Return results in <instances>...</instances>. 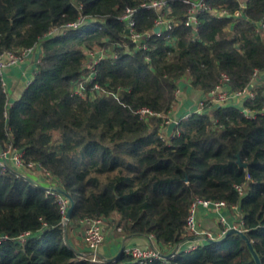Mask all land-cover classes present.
<instances>
[{"label": "trees", "instance_id": "1", "mask_svg": "<svg viewBox=\"0 0 264 264\" xmlns=\"http://www.w3.org/2000/svg\"><path fill=\"white\" fill-rule=\"evenodd\" d=\"M144 1L0 0V53L40 50L12 104L0 75V146L21 149L24 163L75 202L64 224L46 186L12 166L0 171V264H141L124 252L98 262L78 257L69 230L96 217L124 237L160 243L164 257L147 264H256L237 233L165 257L185 240L195 198L236 205L264 264V79L251 86L254 72H264V0H207L196 31L183 0H169L171 27L159 33L156 12L139 9L136 28L151 35L137 49L119 17ZM93 53L103 55L94 70ZM183 77L202 92L226 84L253 95L240 105L208 97L167 137ZM141 107L153 114L140 117Z\"/></svg>", "mask_w": 264, "mask_h": 264}, {"label": "built area", "instance_id": "2", "mask_svg": "<svg viewBox=\"0 0 264 264\" xmlns=\"http://www.w3.org/2000/svg\"><path fill=\"white\" fill-rule=\"evenodd\" d=\"M207 0H183V2L188 6L187 8V18H186V25L191 26L193 30H197L198 28V14L205 9H208L209 6L207 5ZM169 0H146L143 3H141L140 7L135 9L131 7H126L123 11V13L120 15L119 20L123 23L124 29L127 30L128 37L136 44V48H146L145 39L149 38L151 35V31L146 32H140L137 30V11L139 9H152L156 12V17L154 19V26H153V32L154 27L157 25H160L161 29H167L171 27V22L168 20L166 13L169 12ZM238 13H235L237 15ZM75 26L76 24H72ZM155 32V33H159ZM39 45H35L33 47H29L26 49H23L20 51V53H14L12 51H3L0 53V75L2 76V83L5 84L3 79V70L6 67L12 66L17 64L18 62L22 61L27 55L31 53L38 52ZM92 58L90 60V67L92 70H94L99 58H102V54H99L98 56H95V54H91ZM258 72H254L253 74V81L257 84ZM90 78V77H89ZM88 78V79H89ZM90 80V79H89ZM223 82L227 81V77L223 75ZM256 82V83H255ZM222 85V84H221ZM220 85V86H221ZM95 88H98V85H94ZM218 86L217 88H219ZM74 92L77 94L82 95V86L80 84L74 85ZM253 95L250 87L242 90V91H228V92H222V91H211L209 98L213 99L215 102L224 103L230 98H239L243 99L245 97H251ZM204 108V99L199 101L198 106L193 111H198ZM137 113L140 115V117H146L148 115L153 114L152 111L147 107H141L137 110ZM244 113L247 114V111L244 110ZM190 115V112L185 114L183 118H186ZM168 120V122H170ZM13 167L14 169H17L21 175H24L28 177L23 169L26 168H33L36 167V165L32 162L24 163L23 159V151L21 149H16L11 144H8L4 147H1L0 150V171L3 172L9 167ZM45 177L48 176V173L44 171ZM55 187L53 185L46 186V193L52 194L58 204H59V211L62 215L63 223L66 222V212L69 206V202L67 198H65L61 193L53 190L52 188ZM238 190H241V186H236ZM199 206H204L207 208H214V209H221L226 207V203L224 201H213L209 199H202V198H195L188 209V214L186 218V223L184 226V230L182 233V236L185 238L184 241L188 240L189 238L191 242L188 243L186 250H191L196 248L199 244L206 242L207 239H220L223 237V235L226 233V231L229 228H237L241 231H243L242 227V214L239 211L238 207L236 205H233L231 207L232 210L236 211L237 219L233 225L228 224L227 220L224 216H221L219 218V222L221 224V229L218 232V234H214L208 230H202L199 229L197 219H196V212ZM80 223L83 224V242L85 244L86 250L78 254V257L80 259H89L94 262L100 261L102 258L98 256L97 250L99 246L104 242L105 240V221L101 217L96 218H84L80 220ZM21 241L25 240V235H22L19 237ZM153 238V237H152ZM199 240H202L201 242ZM182 241V242H184ZM181 242V243H182ZM180 244V243H179ZM178 249V248H177ZM177 249L170 251V256H174L175 253H177ZM123 252L126 255H129L134 260L138 261L141 264H147L149 261L157 258H163L164 256L161 255L159 249L151 244L147 246H139V245H128L123 247Z\"/></svg>", "mask_w": 264, "mask_h": 264}, {"label": "crops", "instance_id": "3", "mask_svg": "<svg viewBox=\"0 0 264 264\" xmlns=\"http://www.w3.org/2000/svg\"><path fill=\"white\" fill-rule=\"evenodd\" d=\"M39 47L38 52L31 53L27 55L22 61L18 62L15 65L6 67L3 70V79L6 84V91L8 94L9 104L17 100L23 90L26 88L27 84L31 80L33 73L35 72V64L39 60ZM264 79V72L259 74L258 81ZM256 83V82H255ZM254 83H251L253 86ZM216 91L228 92L229 88L226 84L221 85L217 88ZM210 96V92H202L194 89L187 77H183L179 83L178 89V99L174 106V109L169 114L171 119L183 117L185 114L192 112L197 106L199 101L207 99ZM242 99L239 98H230V100L224 102L228 104H238L240 105ZM214 103H219L215 102ZM1 150V146H0ZM25 174L33 179L35 182L42 184L44 186H51V181L45 177L43 169L38 166L33 168L23 169ZM224 216L228 224L235 223L238 221L236 211L232 209H227L226 207L221 209L207 208L204 206H199L196 212V219L199 226V229L208 230L214 234H218L221 229V224L219 218ZM69 239L74 250L81 254L86 250L85 244L83 242V224L78 222L77 225L71 226L69 230ZM192 238L177 244L171 249V251L177 249L181 250L187 247L188 243L191 242ZM200 242L202 240H199ZM155 245L158 249L161 244L156 242V240L149 236H130L124 237L118 231V228H115L113 223L105 222V240L99 246L97 253L100 258L111 259L114 257L121 248L128 245Z\"/></svg>", "mask_w": 264, "mask_h": 264}, {"label": "water", "instance_id": "4", "mask_svg": "<svg viewBox=\"0 0 264 264\" xmlns=\"http://www.w3.org/2000/svg\"><path fill=\"white\" fill-rule=\"evenodd\" d=\"M160 28H161L160 25L155 26L154 27V32H159ZM176 124H177V121H175V120H172V121H170L168 123V125H167V127L165 129V135L167 137H171L173 135L174 130H175V127H176ZM238 162H239V165L240 166H244V167L246 166L245 164H242L240 162V160H238ZM52 189L55 190V191H57V192H59V193H61L65 198H67V200L69 202V206H68V209H67V212H66V220H69L70 217H71V212L73 210L74 203H75L74 202V199L72 198V196H70L68 193H66L64 190H62L60 188L53 187ZM232 233H237V234L241 235L242 237H244L246 239V242H247L250 250L253 253V256L255 258L256 264H261V262L259 260V257L257 256V254L255 253V251L253 250L251 241L247 238L246 234L243 231H241V230H239L237 228H229L226 231V233L223 235V237H221L220 239H217L216 241L223 240L224 238H226L228 235H230ZM214 240L215 239H207V241H209V242L214 241ZM122 252H123V248H121L119 250V252L117 253V255L120 254V253H122ZM169 256H170V254L166 255L165 257H169Z\"/></svg>", "mask_w": 264, "mask_h": 264}, {"label": "bare ground", "instance_id": "5", "mask_svg": "<svg viewBox=\"0 0 264 264\" xmlns=\"http://www.w3.org/2000/svg\"><path fill=\"white\" fill-rule=\"evenodd\" d=\"M172 120H175V121H177V122H178V119H177V118H175V119H171V121H172Z\"/></svg>", "mask_w": 264, "mask_h": 264}, {"label": "rangeland", "instance_id": "6", "mask_svg": "<svg viewBox=\"0 0 264 264\" xmlns=\"http://www.w3.org/2000/svg\"><path fill=\"white\" fill-rule=\"evenodd\" d=\"M66 222H64V224H65Z\"/></svg>", "mask_w": 264, "mask_h": 264}]
</instances>
